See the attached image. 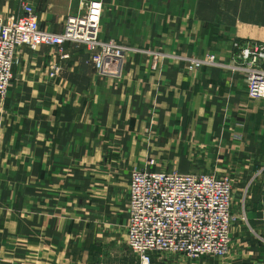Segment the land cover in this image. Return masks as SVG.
<instances>
[{
  "label": "crops",
  "instance_id": "obj_1",
  "mask_svg": "<svg viewBox=\"0 0 264 264\" xmlns=\"http://www.w3.org/2000/svg\"><path fill=\"white\" fill-rule=\"evenodd\" d=\"M89 1L0 0V19L29 3L60 33ZM101 1V39L127 47L120 77L83 44L17 51L0 105V264H142L126 241L135 168L233 182L229 253L151 264H264V99L230 70L237 43H264V0Z\"/></svg>",
  "mask_w": 264,
  "mask_h": 264
},
{
  "label": "built area",
  "instance_id": "obj_2",
  "mask_svg": "<svg viewBox=\"0 0 264 264\" xmlns=\"http://www.w3.org/2000/svg\"><path fill=\"white\" fill-rule=\"evenodd\" d=\"M22 8L21 15L0 19V103L7 97L21 47L36 50L50 45L63 51L67 42L83 44L101 76H121L127 47L101 39V0H90L80 13L69 15L60 33L43 29L31 4L22 3ZM236 46L238 61L230 70L244 74L250 98L264 99V43L246 41ZM55 74L56 69L50 77ZM232 194L233 182L228 177L135 168L129 181L127 245L142 264H151L156 253L194 261L204 256L225 257L236 220Z\"/></svg>",
  "mask_w": 264,
  "mask_h": 264
},
{
  "label": "rangeland",
  "instance_id": "obj_3",
  "mask_svg": "<svg viewBox=\"0 0 264 264\" xmlns=\"http://www.w3.org/2000/svg\"><path fill=\"white\" fill-rule=\"evenodd\" d=\"M92 64H93V63H92ZM10 87H11V85H10ZM10 87H9V89H10ZM5 100H6V99H5ZM5 100H4V101H5ZM4 101H3L2 103H0V105H2V104L4 103ZM136 169H137V168H136ZM138 170H140V169H138Z\"/></svg>",
  "mask_w": 264,
  "mask_h": 264
}]
</instances>
